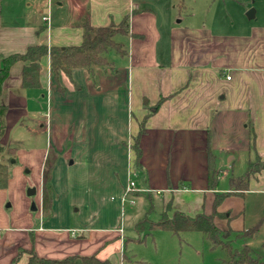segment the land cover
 <instances>
[{"label": "crops", "instance_id": "1", "mask_svg": "<svg viewBox=\"0 0 264 264\" xmlns=\"http://www.w3.org/2000/svg\"><path fill=\"white\" fill-rule=\"evenodd\" d=\"M232 2L239 8L232 10ZM126 16L128 34L120 40L124 53L109 51L112 68H96L93 77L85 68L73 70V81L61 72V90L46 56L41 88L26 89V63L12 65L1 94L8 111L0 143L10 147L11 133L22 128L32 135L25 140L36 143L34 129L45 116L39 107L46 100L47 130L54 136L50 148L41 149L28 167L41 176L42 190L51 176L53 201L48 206L43 200L29 211L32 200L23 185L25 213L13 214L6 196L13 176L0 189V264H11L17 256L28 264L30 251L52 260L74 256L76 264H84L81 258L87 256L120 260L131 239L125 226H117L118 204L104 207L102 194L117 193L122 207L126 204L122 199L129 179L136 177L131 175L136 155L122 145L132 143L146 116L137 184L146 191L131 195L152 199L158 194L164 212L171 204L169 217L175 211L191 217L212 214L216 194L233 188L231 180L227 186L218 176L222 169L234 171L239 157L248 166L264 159V9L256 0H0V66L32 46H79L87 23L107 27ZM103 110L107 114L98 121L95 114ZM90 125L99 129L93 136L86 135ZM87 155L96 161L92 175L79 170ZM82 208L88 214L79 219ZM218 211L229 217L215 218L223 231H247L263 219L255 233L239 239L241 248L264 260V171L251 178L244 197L225 198Z\"/></svg>", "mask_w": 264, "mask_h": 264}, {"label": "trees", "instance_id": "2", "mask_svg": "<svg viewBox=\"0 0 264 264\" xmlns=\"http://www.w3.org/2000/svg\"><path fill=\"white\" fill-rule=\"evenodd\" d=\"M129 16L118 25H110L107 27H94L87 23L84 27L83 42L79 46L72 47H48L46 45L32 46L24 54L11 55L2 60L0 66V139L5 131V115L8 107L2 102L1 94L3 85L9 76L10 69L17 62H25L23 70L22 85L26 89L41 88V70L42 60L49 56L51 67L54 72V79L58 83L59 89L62 87L59 84V75L63 72L73 81L72 73L76 68H85L93 77L96 68H112V62L107 58V53L115 50L120 54L124 53L122 43L117 40L118 36L128 34ZM147 116L140 122L139 134L134 138L133 150L136 154L135 168H140V159L142 149L140 138L145 132V123ZM254 134V133H253ZM7 156V160L4 157ZM18 163V148H6L0 143V189H6L12 176V169ZM208 166L211 175L215 173L214 157L208 146ZM264 171V159L258 157L254 161L249 162L246 172L237 179H231L232 190L230 192L217 193L213 205V213L208 215L199 213L191 217L184 212L175 211L172 216H168L171 211V204L168 203L162 218L155 222L149 216L140 220L135 231L137 235H150L157 229L169 231L174 235H179L187 232H199L203 234L211 243L212 249L222 248L227 251L228 258L225 264H264V260L255 254L249 247L245 246L241 249L233 248V243L225 239V233L215 224V218L227 217V214L218 211L219 206L225 198L235 195L244 197L249 190L251 178L257 176ZM49 189L51 186L49 185ZM52 199V198H51ZM51 201V200H50ZM52 201L50 202V206ZM263 219H261L252 229L249 234L255 233ZM247 234V235H249ZM28 264H76L77 257L71 256L60 260H52L40 258L34 251H30ZM20 256L13 259L11 264H19ZM84 264H113L110 260H99L96 256H87L81 258Z\"/></svg>", "mask_w": 264, "mask_h": 264}, {"label": "rangeland", "instance_id": "3", "mask_svg": "<svg viewBox=\"0 0 264 264\" xmlns=\"http://www.w3.org/2000/svg\"><path fill=\"white\" fill-rule=\"evenodd\" d=\"M7 1L9 2L10 0ZM43 2L44 0H41V3ZM232 3H234L231 4L233 5L232 10H234L235 8L236 9L239 8V6H237L235 2ZM256 6L259 10L263 11L264 0H256ZM22 7L25 8V6ZM117 40L120 41L121 37L118 36ZM41 104L43 106L40 105L39 108L41 109V113L45 112V116L42 113L43 117L41 116V118L39 119V123L36 125L34 129L36 132L39 133L36 135L38 137L36 143H30L27 142V140H25L27 139L26 137H32L31 133L27 130V128L24 129L22 128L19 130L16 129L11 133L12 144L10 147H16L18 148V151L20 150L19 160L18 163L15 165L14 172L12 175L13 184L12 186H10L9 190L7 189L8 192H6V196L8 197L7 204L12 206L9 210H11L13 214L21 215L25 213L24 212L25 202H24V198L21 195L23 185H27L25 195H27V197L32 200V203L29 205L30 206L29 211L32 209L33 205L36 208H38V205L40 207L43 200L48 204V206H50V202L53 201V186H52L51 176L49 175L45 177L43 183L44 190H42L41 176L37 174L36 170L28 167L31 166V164L37 162V156H38L37 154L40 152L41 149L50 148L51 138L52 136H54L52 132L50 133V130H47L46 115L50 111L47 106L48 103L46 102V100H43ZM49 105H51V102L49 103ZM106 114L107 112L104 110L100 111V113L97 112L95 115L98 118L96 119H98V121L99 119L103 120ZM42 124H44L45 127H41ZM75 129H77V126H75ZM98 130L99 129L97 127L94 128V126L91 127L90 125L89 127H87L86 135L93 136L92 132L96 133ZM18 135L21 136L19 137L20 139L16 138V136ZM126 142L127 141H125L122 147L124 148L128 147L133 150V145L135 142L134 139L131 144H128V146ZM85 148L87 149L89 148L88 143ZM31 149H36L37 153L36 152L31 153L30 151ZM85 158H84L85 161L84 162L82 161L83 164L81 166V169L79 170L84 169L86 171H89L91 173L90 175H92V173L95 172L94 168L96 167V161H94L92 155H87ZM4 160H7V156L4 157ZM247 162H248L247 159L243 161L239 157L237 163L235 164L234 171H232V169L227 166L226 168L222 169L221 173H219L218 176L222 177L224 182L227 183V186H229L228 183L231 180L230 178L232 176L241 175L247 170L248 168ZM23 164H26L27 166L25 165L23 166ZM135 172H136V177H133V180L138 185H141L140 170L135 168ZM120 179L121 176L119 173V180ZM34 181H37L38 184L37 187L39 189L38 193ZM49 185L51 186V189H49ZM30 189H35L36 194L33 196H28V191ZM102 195H103L102 204L104 205V207H108L112 205L114 206L115 204H118L119 212L116 221L117 226H125L126 235L128 238L131 239L128 245L129 250L120 258V260H118V258L115 257L112 261L113 264H225L228 258L227 251L222 248L212 249L210 241L203 234L199 232H187L179 235H174L169 231L157 229L153 231L150 235H146V234L137 235L134 228L140 220L149 216V218L152 221L157 222L162 218L164 208H163L162 198H160L158 194L153 193L152 199H150L147 194H139V195L130 194L127 196V202L125 205H123V207L120 202L122 197H120V195H117V193L115 194L114 192H107V193H103ZM86 203H90V202H86ZM34 212L37 213V215L38 214L40 215L39 212L36 211ZM87 214L88 211L83 209L82 211H80L78 218L82 219V217H84ZM48 217L49 216H47V212H46L45 219ZM249 232H250L249 230L234 232L229 229L224 231L225 233L224 235L227 241L233 243V248L241 249L240 247L241 241L239 238L247 236ZM19 264H22L20 258H19Z\"/></svg>", "mask_w": 264, "mask_h": 264}, {"label": "built area", "instance_id": "4", "mask_svg": "<svg viewBox=\"0 0 264 264\" xmlns=\"http://www.w3.org/2000/svg\"><path fill=\"white\" fill-rule=\"evenodd\" d=\"M43 21L48 24L50 22V16L49 15L43 16ZM227 78L230 79V77H227ZM131 175L135 176L136 172H133V174ZM136 191L140 192V191H146V190L139 189V187L137 186V183L133 179H129L127 187L125 189V194L122 199L123 204L126 203L127 196ZM72 233L73 235H76L75 231H73Z\"/></svg>", "mask_w": 264, "mask_h": 264}, {"label": "water", "instance_id": "5", "mask_svg": "<svg viewBox=\"0 0 264 264\" xmlns=\"http://www.w3.org/2000/svg\"><path fill=\"white\" fill-rule=\"evenodd\" d=\"M253 16H254V10L252 9L251 11L248 12L247 17L253 18ZM35 194H36V190L35 189H30L28 191V195L29 196H33ZM32 208L35 209V206L33 205Z\"/></svg>", "mask_w": 264, "mask_h": 264}]
</instances>
